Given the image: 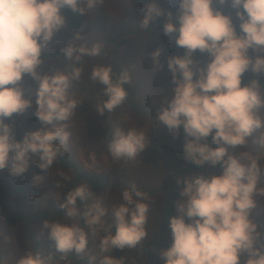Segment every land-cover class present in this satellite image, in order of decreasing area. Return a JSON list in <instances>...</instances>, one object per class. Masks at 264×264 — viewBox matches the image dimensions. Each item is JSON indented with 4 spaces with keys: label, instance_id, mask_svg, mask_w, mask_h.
Segmentation results:
<instances>
[{
    "label": "clouds",
    "instance_id": "obj_1",
    "mask_svg": "<svg viewBox=\"0 0 264 264\" xmlns=\"http://www.w3.org/2000/svg\"><path fill=\"white\" fill-rule=\"evenodd\" d=\"M103 3L0 0V170L8 168L18 177L33 157L45 170L64 154L71 136L68 122L80 103L71 90L85 74V58L104 54V45L77 44L83 37L76 32L62 50L68 62L65 68L49 72H42L43 54L68 26L62 10L85 16ZM143 3L140 28L146 30L150 22L163 18V34L184 50L182 56L167 60L174 87L155 123L163 125L173 139L182 131L186 162L220 169L218 175L177 177L181 199L176 214L168 217L170 246L159 250V258L163 264H264V230L253 219L264 198V164L247 150L250 139L264 149V89L259 82L264 77V0H177L175 16L158 0ZM214 3L220 7H213ZM224 5L234 12L238 31L233 16L222 11ZM161 51L156 48L151 54L154 72L162 67ZM197 52L207 58L203 66L193 59ZM245 73L255 78L244 83ZM88 79L102 86L105 99L96 106L100 115L127 100L125 86L131 83L127 71L116 75L111 65L98 64ZM29 80L35 83L34 90L26 87ZM29 109L41 127L17 139L15 121ZM147 143L148 135L142 130L116 128L107 149L114 160L131 159ZM89 159L94 165L95 154H89ZM149 200L147 193L132 185L122 191L119 204L108 207L94 198L87 185L77 186L65 194L59 207L68 220L79 216L89 231L77 223L48 221L43 228L62 258L70 252L86 254L90 232L99 236V243L89 264H121L109 253L135 248L145 239ZM17 264H51V258L27 252Z\"/></svg>",
    "mask_w": 264,
    "mask_h": 264
},
{
    "label": "rangeland",
    "instance_id": "obj_2",
    "mask_svg": "<svg viewBox=\"0 0 264 264\" xmlns=\"http://www.w3.org/2000/svg\"><path fill=\"white\" fill-rule=\"evenodd\" d=\"M158 2L175 16L177 0ZM143 7L142 0H104L102 5L82 16L80 28L67 27L57 33L43 54L42 72H49L65 68L68 62L64 59L62 50L73 41L76 32H80L83 37V41H75L77 44L87 42L89 45H104V54L85 58V74L71 90L80 103L68 122L71 136L66 151L69 158L84 172L101 176L100 190L93 194L94 198L102 199L106 206L119 204L122 191L132 185L147 193L150 198L145 239L135 248L113 250L109 253L112 257L120 259L121 264H163L158 252L171 243L164 208L170 195L177 193L178 198L172 215L176 214L181 199L180 188L176 184L177 177L186 174H220L216 167L208 165L188 172L189 162H186L180 153L183 151L182 131L173 139L163 125L155 123L156 113L174 87L170 82L171 74L167 69V60L180 55L174 38L163 34V18L150 22L146 30L140 28ZM213 7L220 6L214 3ZM222 11L233 16L238 31L239 22L235 20L234 12L228 5H224ZM156 48L162 50L159 57L162 67L158 72L153 71L151 56ZM249 54L253 55L251 51ZM193 59L201 66L207 60L206 56L199 52L194 54ZM98 64L111 65L116 75L118 71H127L131 77L130 85L125 86L128 90L125 103L111 113L105 112L103 115L96 110L97 104L105 99L102 86L88 79L91 68ZM252 76L251 73L244 74V77ZM26 87L34 90L35 83L29 80ZM261 88L264 89V85ZM40 127L33 109H29L17 118L13 131L17 134L16 138L21 139L26 131H34ZM116 128L124 131H144L148 135L144 151L136 158L114 160L107 145ZM258 136L259 133L254 134V138ZM247 150L259 156L260 162L264 164V149L252 143L251 139ZM89 154L96 156L94 165L89 159ZM38 163L33 157L28 170L18 177L12 176L8 168L0 170V264H17L27 252H34L32 245H37V250L46 256L58 254L53 242L48 238V231L43 228L45 221L77 223L86 232L89 231L86 225H82L79 216L68 220L59 205L72 188L87 185L92 191L96 185L76 180L73 172L59 165L57 161L45 170H41L37 166ZM36 176L43 177L42 181H36ZM80 210L83 211V206H80ZM257 211L258 214L254 212L253 219L260 225L261 230H264V198L259 201ZM105 219L108 224L112 223L110 217ZM164 221L166 229L162 236L161 226ZM88 239L87 252L81 256L89 260L98 253L99 236L89 232ZM152 243L156 246H151ZM70 254L71 252L67 255ZM51 264L78 263L73 259H55L51 260Z\"/></svg>",
    "mask_w": 264,
    "mask_h": 264
},
{
    "label": "trees",
    "instance_id": "obj_3",
    "mask_svg": "<svg viewBox=\"0 0 264 264\" xmlns=\"http://www.w3.org/2000/svg\"><path fill=\"white\" fill-rule=\"evenodd\" d=\"M141 1V0H140ZM143 1V0H142ZM63 14L66 18V23L68 24V28L70 29H78L81 27L82 25V16H79L77 13H73L71 12V10L68 9H64L62 10ZM178 48V47H177ZM178 52L179 55L182 56L184 54V50L181 48H178ZM121 72H117V75H119ZM255 78L254 76L252 77H243V82L247 83L249 82L251 79ZM259 82L261 84V87L264 85V77H260L259 78ZM15 136L17 137V134L15 133ZM109 136V133L108 135ZM209 142H210V138H209ZM213 147H215V145H212ZM179 153V152H178ZM180 153L183 155V151H180ZM57 163L59 165H61L62 167H64L65 169L71 170L75 176L76 180H82L85 181L89 184H95L96 187L93 188L92 192L93 193H97L100 190V183H101V176L99 175H94L92 173H87L84 172L80 167H78L68 156L67 151L65 150L64 154L60 157H58L57 159ZM188 172H192L194 170H196L198 167H196L195 165H192L190 162L188 163ZM219 171V167H216ZM74 189V188H72ZM178 198V194L177 193H172L169 197V199L167 200V203L165 205V210H164V218L165 220H168V217L171 216L173 214L174 211V207H175V202ZM82 225L84 224V221L82 220ZM166 229V222L164 221L162 226H161V235L163 236L164 232ZM89 246V244H88ZM151 246H156L155 243H152ZM169 245H166L165 247L167 248ZM37 245H32V248L34 249V252H39L41 253L43 256L45 257H50L51 260H55V259H73L75 263L78 264H89V260L83 258L81 255H77L75 252H71L70 255H67L66 257L62 258L61 254L58 253L56 255H51V256H46L45 254H43L42 252H40L39 250H37ZM153 260V259H152Z\"/></svg>",
    "mask_w": 264,
    "mask_h": 264
}]
</instances>
